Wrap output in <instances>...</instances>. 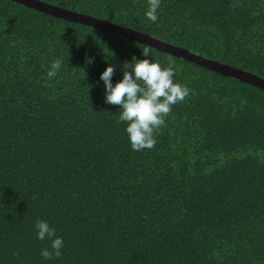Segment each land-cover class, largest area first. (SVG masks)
Segmentation results:
<instances>
[{"label": "trees", "instance_id": "trees-1", "mask_svg": "<svg viewBox=\"0 0 264 264\" xmlns=\"http://www.w3.org/2000/svg\"><path fill=\"white\" fill-rule=\"evenodd\" d=\"M42 1L264 78V0ZM145 45L0 0V264H264V89L150 46L192 94L133 151L100 76Z\"/></svg>", "mask_w": 264, "mask_h": 264}, {"label": "clouds", "instance_id": "clouds-1", "mask_svg": "<svg viewBox=\"0 0 264 264\" xmlns=\"http://www.w3.org/2000/svg\"><path fill=\"white\" fill-rule=\"evenodd\" d=\"M147 4L145 16L155 23L158 20L157 9L161 0H147ZM141 53L145 59L133 56L130 63L125 61L122 66L123 78L115 84L112 83L115 66L109 65L100 76L106 90L105 103L118 107L117 123H126L125 131L131 149L137 152L155 147V136L165 125L166 117L171 114L173 106L185 102L192 94L187 85L174 81V61L170 59L166 67H162L159 62H153L148 58L152 49L147 45L141 49ZM88 62L92 61L89 59ZM61 64L60 59L51 63L47 71L49 80L57 75ZM35 228L37 239L51 241L50 248L41 249V255L45 259L59 258L64 246L63 238L57 236L55 229L44 220H38Z\"/></svg>", "mask_w": 264, "mask_h": 264}, {"label": "water", "instance_id": "water-1", "mask_svg": "<svg viewBox=\"0 0 264 264\" xmlns=\"http://www.w3.org/2000/svg\"><path fill=\"white\" fill-rule=\"evenodd\" d=\"M25 4L29 7H33L40 11L49 13L53 16L62 17L70 19L75 22H80L99 28L107 29L112 32L118 33L129 39L136 40L138 42L144 43L149 46L157 47L158 49L171 53L175 56L185 58L190 61L197 62L209 69L215 70L222 74L239 78L242 81L254 84L262 89H264V78L243 69L231 66L226 63L219 62L210 58L203 57L202 55L196 54L188 49L180 46H175L168 42L161 41L152 37L147 33H143L138 30H134L130 27H126L117 23L110 22L106 19H100L93 17L88 14L68 10L56 5H52L42 0H14Z\"/></svg>", "mask_w": 264, "mask_h": 264}]
</instances>
